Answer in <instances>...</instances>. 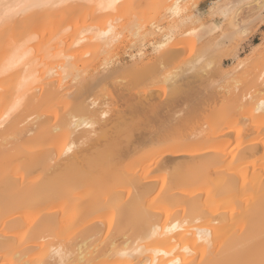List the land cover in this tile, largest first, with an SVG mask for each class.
Returning <instances> with one entry per match:
<instances>
[{"label": "bare ground", "instance_id": "obj_1", "mask_svg": "<svg viewBox=\"0 0 264 264\" xmlns=\"http://www.w3.org/2000/svg\"><path fill=\"white\" fill-rule=\"evenodd\" d=\"M68 1L0 0V264H264V142L250 133L257 130L253 123L264 130V67L250 92H239L236 75L246 57L227 73L234 88L226 95L244 136L226 139L224 129L203 126L183 137H156L157 129L138 128L146 97L132 98L128 88L102 94L105 75L84 76L121 40L127 28L122 22L118 30L120 12L118 20L106 15L113 23L101 32L76 27L55 42L51 35L43 45L41 37L33 41L37 25L52 23L45 20L58 13L57 3ZM244 1L211 5L224 20L212 21L206 33L229 29L215 50L249 36L237 19L244 5L262 17L264 0ZM124 5L121 17L129 13ZM184 7L167 3L175 18ZM61 24L66 33L69 26ZM174 35L158 43L167 61L177 58L176 42L167 47ZM209 51L206 46L185 65L206 72L219 60ZM182 72L183 66L174 68L162 81L173 85ZM163 102L169 109L176 99ZM247 107L254 122L241 116Z\"/></svg>", "mask_w": 264, "mask_h": 264}, {"label": "rangeland", "instance_id": "obj_2", "mask_svg": "<svg viewBox=\"0 0 264 264\" xmlns=\"http://www.w3.org/2000/svg\"><path fill=\"white\" fill-rule=\"evenodd\" d=\"M124 1H126L129 6V13L126 11V17L123 15L122 18L120 15L122 11H118V9L121 10L119 7L120 5H124L126 3ZM169 1L171 3L179 1L185 5L181 14L176 16V18L175 16L173 17L171 15L170 10L167 8V3H170ZM218 1L219 0H123L118 5L112 2L107 3L105 0H70L65 2V4L57 3V7H55L54 10L56 9L58 13L53 15L51 12L54 19L52 16H50L53 20L49 19L50 17L48 18L50 11L45 15V19L48 18V20L45 21H51L52 23L48 22L44 23V25H49L50 27L53 24L50 29L53 28V26H56L57 29H51V31H49L46 29L47 27H42L44 25H37L39 29L37 30L38 32H36L35 39L33 41L38 43L36 40H39L41 37V41L39 40L40 43H38V46H40L46 42L45 37L47 38L51 35L52 41L55 42L69 36V34L72 33L76 27L83 31L89 30L91 32H101L106 26L109 25V23H113V21H111L112 16L114 17L117 12H120L119 16L116 15L114 17L117 19L116 17L118 16L119 20H117H121V23L117 21V25L118 23L120 25H118V30H124L121 26L122 22V25L125 26L124 28L129 29H125L123 31L124 33H121L122 36L120 35L121 40L120 38L117 39L118 42L115 41L114 43L116 45L110 48L112 51L114 50L113 53L112 51H109L110 49H108V51L104 53L105 57L101 56L103 60L100 59L99 62L96 63L97 65L88 68L86 70L87 72H84L86 73L84 76L88 77L87 75H93L94 73V75L99 74V76H102V74L103 76L105 75V81H102L104 83L101 82L102 84L100 83L98 86L100 87L98 88L100 89L99 92L103 91L101 92L102 94L113 92L116 95L118 91H123V89L126 91L125 89L128 88L127 92L132 95V98L134 97L135 99L138 98L137 100H140V96L146 97L145 99L147 100L144 98L143 99L145 100V106L147 109L145 113H142L141 117L138 119V123H140L138 128H140V131L144 130L147 132V130L150 131L151 128H154L155 130L157 129L156 137L171 136L172 138H178L180 136H187V134L191 133L192 129L194 128V130H199V127L206 128L203 126H207L208 128V126H210L212 129L222 128V130L219 132L223 131L224 129L225 134L222 132L224 134L222 136H225L226 139H233L237 136H244L245 133L240 130L239 132L236 128L238 127V122L235 120L236 114L234 111V106L236 105L233 102L232 97L228 98L230 95L228 97L226 95V91L228 89L232 90L234 88V83L229 81L231 78H229L230 74L227 76V73L233 70V66H235V64L241 62V57H246L242 63L244 66H242L243 69H240L241 71L237 70L236 74L241 78L239 92H250L255 88L254 84L256 83V78L261 75L262 69L264 67V11L262 17L256 19L257 14H255V11H253L254 6L244 5L240 9L237 19L240 24L249 26V36L246 38L236 37L231 42L228 41V48H226L231 49L229 50L230 52L226 48L223 49L224 51H218L215 50V43L217 41L224 42L225 39L223 33L226 31V29H228V27L225 25L223 30L214 31L213 33L209 34L206 33V29H208L212 21L216 20L217 23H220L224 20L220 14L217 15L218 13H213L210 10L211 5ZM221 1L222 6L226 7L236 3L239 0ZM245 1L241 4H245ZM54 2L55 1H52L50 5L54 4ZM125 7L127 8V6ZM54 10L52 9V11ZM69 11H73V15L70 16L69 14L68 16L67 14ZM65 14L68 16V18L65 17ZM75 14L78 16V19ZM107 14L109 16L112 15L110 17L111 19L109 16L106 17ZM147 15L149 16L148 19H146V17H148ZM143 16H145L144 21L142 20ZM138 17L140 20L135 19ZM64 19L67 22L64 21ZM134 19L137 20V24L135 23ZM141 20L143 22L146 20V22L143 23L144 25L140 23L142 22ZM78 22H80V24ZM58 23L59 25L61 24V26H63L64 23V28H68L69 26L68 31L63 33L61 30L63 28H59V26H57ZM124 23H128L127 26L130 25V27H127L124 25ZM134 23L136 25H134ZM40 25H42L41 27L43 29L40 28ZM58 29L61 31L59 32ZM50 32L52 33L50 34ZM169 32L170 34H175V39H171L172 41L170 40L167 47H171L172 44L176 42L175 47L177 48H172V51L176 53L177 58L171 61H167L160 56L162 55L164 48L161 49L158 47V43L165 40V34H168ZM161 33L164 34V37L161 35ZM260 42L262 43L261 46L252 52V45ZM206 46L210 47V59L218 58L219 60L216 61L217 63H215L214 67L211 69L206 70L204 73L197 74L195 72L196 69L190 68L192 64L185 65V61H187V59L189 60V58L194 56ZM217 52H220L219 56H216ZM221 52L225 55H222ZM199 64L200 63L198 62L196 63V65ZM179 66H183L182 76H179L180 78H178V80L174 82L173 85L168 83L167 80H163L164 82L162 81L164 74H166L168 71H173L174 68L176 70V68ZM109 72L112 73L109 74ZM100 73L102 74L100 75ZM77 82L78 81L76 80L72 81L73 85H75ZM105 86L107 88H105ZM120 86H123V88ZM103 87L106 90H102ZM72 88H75V86ZM181 91L183 92L180 95L179 93ZM138 94H140V96ZM158 97L160 98L158 99ZM182 97H185L186 100H183ZM155 98H157L158 101H156ZM163 98L164 100H162ZM170 98L176 99V103H171L172 105L169 107V109L173 108V110L170 109L169 111L168 108V110L165 108L163 101L167 102ZM137 100L134 101L136 102ZM249 108H245L247 110L244 109L245 113L242 111L244 113L241 115L242 117L245 115L247 118H252L253 115H251V109ZM155 109L156 111L159 110L160 114H157L154 111ZM186 111L192 112V114H184ZM188 115L191 117H188ZM184 116H187V119H185ZM178 117H182L183 121L180 119V123H177L179 120L175 121L174 119ZM252 121L254 122V119ZM171 125L176 127L174 128L175 130ZM254 125L256 124L253 123V128L255 127L257 130L254 129L256 131L253 133V129H251V137L255 136V138H259V141L264 142V130H261V125L260 127H258L259 125ZM232 128L233 130H231ZM158 129L160 130L158 131Z\"/></svg>", "mask_w": 264, "mask_h": 264}]
</instances>
